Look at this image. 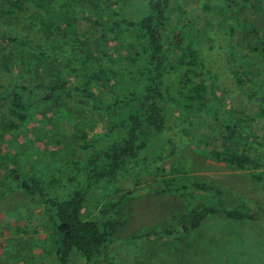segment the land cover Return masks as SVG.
Returning <instances> with one entry per match:
<instances>
[{
    "label": "rangeland",
    "instance_id": "1",
    "mask_svg": "<svg viewBox=\"0 0 264 264\" xmlns=\"http://www.w3.org/2000/svg\"><path fill=\"white\" fill-rule=\"evenodd\" d=\"M37 1L61 15L62 30L47 31L27 15L0 18L1 33L19 36L43 54L39 57L30 49L1 45L0 89L26 83L46 90L58 79L57 67L65 56L87 57L91 64L107 65L106 54L111 49L124 50L132 40L129 33L117 37L110 33L111 16L118 0ZM141 2L124 0L130 4L127 13H136ZM252 2L173 0L175 20L165 41L171 44L176 37L184 36L196 49L210 71L205 72L203 79L208 97L222 118L231 113L256 117L262 108L264 65L257 62L258 46L253 32L258 28L264 33V14L259 13L252 21ZM238 64L248 65L249 70ZM112 76L108 73V77ZM75 87L66 90L71 98L32 107L27 123L8 136L7 141H0V157L10 163L17 161L24 173L48 183L66 171L69 159H84V136L95 149L109 146L111 142L104 136L100 115L83 104L87 95ZM184 119L180 111H172L169 130L152 139L147 164H131L132 176L124 189L138 197L145 189L161 191L176 184L207 183L244 201L251 209L264 206V167L255 172L241 171L217 162L210 152L220 148L213 143L218 128L210 118L193 124ZM250 126L256 135L264 136V117H257ZM253 174L262 180L254 181ZM9 181L0 170V264H60L44 227L45 209L31 202L20 189L2 191ZM99 200L98 193L94 201L87 203L84 219L97 214ZM164 214L157 199H139L126 234L162 222ZM69 264L85 262L74 254ZM94 264H264V226L212 217L181 242L116 241Z\"/></svg>",
    "mask_w": 264,
    "mask_h": 264
},
{
    "label": "trees",
    "instance_id": "2",
    "mask_svg": "<svg viewBox=\"0 0 264 264\" xmlns=\"http://www.w3.org/2000/svg\"><path fill=\"white\" fill-rule=\"evenodd\" d=\"M129 6L118 0L110 33L116 37L129 33L132 40L122 51L111 49L106 54L107 65L91 64L87 57L65 56L57 67L58 79L46 90L26 83L0 89V141H7L27 123L32 107L71 98L66 90L76 86L87 95L83 104L100 115L104 136L111 142L106 148L95 149L84 136V159H69L66 171L48 183L24 173L17 161L10 163L0 157V170L10 179L2 191L20 189L31 202L45 209L44 227L60 264H69L74 254L85 264H94L104 256L109 244L121 240L181 242L212 217L264 226V206L251 209L244 201L207 183L176 184L161 191L145 189L138 197L124 189L132 176L131 164L149 162V145L169 130L173 110L180 111L189 124L211 119L218 128L213 143L220 148L210 154L217 162L241 171L255 172L264 167V136L256 135L250 126L257 117H264V98L256 117L231 113L222 118L208 97L203 79L210 71L196 49L184 36L176 37L171 44L165 41L175 20L173 0H142L134 14L127 13ZM250 8L254 21L259 13L264 14V0H253ZM16 15H27L50 32L62 30L61 15L41 1L0 0L1 19ZM95 25L102 27L99 22ZM253 34L258 46L257 62L264 65V33L254 28ZM1 45L30 49L43 56L16 35L0 32ZM240 66L249 70L246 64ZM108 73L113 76L108 77ZM237 78L241 81L239 75ZM252 179L262 180L256 174ZM98 193L97 214L84 219L85 206ZM151 196L165 213L162 222L126 234L137 201Z\"/></svg>",
    "mask_w": 264,
    "mask_h": 264
}]
</instances>
